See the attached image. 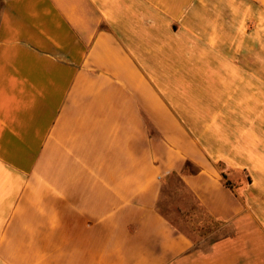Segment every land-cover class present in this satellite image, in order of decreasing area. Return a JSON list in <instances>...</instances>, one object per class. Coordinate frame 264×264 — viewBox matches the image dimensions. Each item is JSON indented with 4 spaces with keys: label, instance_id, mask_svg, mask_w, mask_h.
Here are the masks:
<instances>
[{
    "label": "crops",
    "instance_id": "obj_1",
    "mask_svg": "<svg viewBox=\"0 0 264 264\" xmlns=\"http://www.w3.org/2000/svg\"><path fill=\"white\" fill-rule=\"evenodd\" d=\"M0 264H264V0H0Z\"/></svg>",
    "mask_w": 264,
    "mask_h": 264
},
{
    "label": "rangeland",
    "instance_id": "obj_2",
    "mask_svg": "<svg viewBox=\"0 0 264 264\" xmlns=\"http://www.w3.org/2000/svg\"><path fill=\"white\" fill-rule=\"evenodd\" d=\"M181 189V188H180ZM183 191V190H182ZM185 198L190 202H193L191 199H190V196L185 194ZM175 199V198H174ZM158 207H159V210L161 211V213H163L165 216H167L169 219H176V213L175 211L173 210V205L171 207V190H165L161 196V199L159 200V203H158ZM198 212L194 211L192 212V215L193 214H197ZM200 214H198L200 216V218H202L204 220V215L199 212Z\"/></svg>",
    "mask_w": 264,
    "mask_h": 264
}]
</instances>
